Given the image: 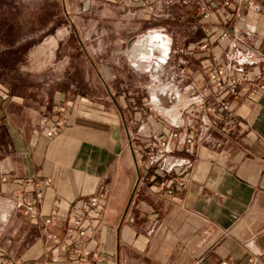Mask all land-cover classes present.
Instances as JSON below:
<instances>
[{
	"label": "crops",
	"instance_id": "obj_1",
	"mask_svg": "<svg viewBox=\"0 0 264 264\" xmlns=\"http://www.w3.org/2000/svg\"><path fill=\"white\" fill-rule=\"evenodd\" d=\"M253 1L259 12L236 14L218 0L208 5L218 29L213 38L221 30L230 34L217 52L231 55L234 67L246 72L239 98L231 99L234 120L226 126L224 115L202 113L209 125L200 132L196 121L182 119L179 139L150 169L147 157L163 154L158 142L171 131L156 122L143 124V138L133 143L124 117L95 105L78 115L69 109L60 134L52 136L57 99L47 121L21 101L3 108L9 143L0 159V262L70 264L64 244L53 242L64 237L65 225L35 224L17 214L15 196L22 190L41 218L71 217L73 203L100 196L106 219L87 247L106 264H252V257L253 264H264V91L250 94L264 82V0ZM146 2L113 1L120 10L140 8V20L148 21ZM199 3L207 8V0ZM237 34L246 46H233Z\"/></svg>",
	"mask_w": 264,
	"mask_h": 264
},
{
	"label": "rangeland",
	"instance_id": "obj_2",
	"mask_svg": "<svg viewBox=\"0 0 264 264\" xmlns=\"http://www.w3.org/2000/svg\"><path fill=\"white\" fill-rule=\"evenodd\" d=\"M113 1L0 0V112L21 101L47 121L55 99L72 102V115L102 106L124 117L133 143L143 124L167 131L188 117L207 81L192 44L200 0H148V21ZM8 143L0 119V159Z\"/></svg>",
	"mask_w": 264,
	"mask_h": 264
},
{
	"label": "built area",
	"instance_id": "obj_3",
	"mask_svg": "<svg viewBox=\"0 0 264 264\" xmlns=\"http://www.w3.org/2000/svg\"><path fill=\"white\" fill-rule=\"evenodd\" d=\"M215 0H207V8L201 7L199 2L193 4V11L197 17V23L203 34V39L199 42L195 49L202 57L201 69L206 75L207 82L202 85L198 99L194 101V107L189 111L188 123L193 124L196 121L195 127L198 131H204L208 128L209 121L202 116L205 113L207 116L224 115V124L229 126L235 118V110L231 101L237 100L240 96L239 87L246 80V72L244 69L235 68L231 55L219 53L216 50L217 43H222L230 37L228 30H221L217 36L213 38L215 32L218 31L215 26L213 12L209 8V4ZM221 7L224 9H233L236 14H241L243 9L252 12H259V7L253 0H218ZM232 43L234 47L246 46L245 39L237 34L233 36ZM258 91H264V82L256 83L251 90V95H255ZM232 99V100H231ZM81 103L87 107L93 106V103L81 98ZM72 103H56V113L59 116L54 122L50 133L52 136H58L64 125L62 115L69 110ZM182 121V119L180 120ZM180 125L176 124L175 129L162 135L158 142V147L162 149L163 154L150 153L147 157V168L150 169L159 165L164 161V154L167 153L171 146L180 137L177 131ZM195 136L189 133L186 137L187 144L194 143ZM140 159L143 156L140 155ZM7 175L3 177V181L7 182ZM42 190H37V197H41ZM16 212L35 224L43 222L46 226H59L64 228V237L53 238L56 244L63 243L66 247L67 260L70 264H106V259L101 253H93L87 247V241L95 237L102 229L106 219V209L102 204L100 196H93L88 199H81L71 205L73 215L71 217L56 216L54 218H41L37 210L36 203L33 200H27L23 196L21 190L15 196ZM250 263H254V258L249 259ZM0 264H17L14 259H8L0 262ZM198 264H202L199 262Z\"/></svg>",
	"mask_w": 264,
	"mask_h": 264
},
{
	"label": "trees",
	"instance_id": "obj_4",
	"mask_svg": "<svg viewBox=\"0 0 264 264\" xmlns=\"http://www.w3.org/2000/svg\"><path fill=\"white\" fill-rule=\"evenodd\" d=\"M203 39V34L198 36L197 39L194 40V42H192V44H198L199 42H201Z\"/></svg>",
	"mask_w": 264,
	"mask_h": 264
},
{
	"label": "bare ground",
	"instance_id": "obj_5",
	"mask_svg": "<svg viewBox=\"0 0 264 264\" xmlns=\"http://www.w3.org/2000/svg\"><path fill=\"white\" fill-rule=\"evenodd\" d=\"M172 113H173V112H172ZM169 114H170V113H169ZM169 114H168V115H169ZM170 115H171V114H170ZM171 116H172V115H171ZM175 116H176V114H175ZM173 117H174V116H173ZM175 118H176V117H175ZM175 120H176V119H175Z\"/></svg>",
	"mask_w": 264,
	"mask_h": 264
}]
</instances>
